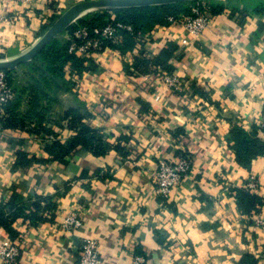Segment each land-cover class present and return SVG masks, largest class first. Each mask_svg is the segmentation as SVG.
Listing matches in <instances>:
<instances>
[{
  "label": "crops",
  "instance_id": "1",
  "mask_svg": "<svg viewBox=\"0 0 264 264\" xmlns=\"http://www.w3.org/2000/svg\"><path fill=\"white\" fill-rule=\"evenodd\" d=\"M76 1L0 0V53L28 51L44 24ZM233 1L223 2L199 35L180 23L143 34L151 57L177 45L170 62L183 80L179 93L158 75L133 74L141 46L124 39L88 59L87 70L38 56L11 70L14 112L24 125L5 127L7 112L0 118V204L15 194L42 197L44 219L16 218L15 238L0 223V244L21 242L24 264H78L84 238L98 241L102 264H137V257L145 264H252L247 254L264 264V228L254 223L255 216L264 219V154L249 159L236 149L264 117V13ZM68 29L45 49L71 41ZM72 109L93 115L92 126L111 145L106 155L80 147L67 164L52 159L47 146L79 132L67 116ZM119 142L124 152L117 151ZM182 150L192 167L165 203L153 173ZM20 152L34 159L28 169L17 165ZM252 178L263 205L246 216L234 191L247 189ZM76 210L83 226L71 235L61 222Z\"/></svg>",
  "mask_w": 264,
  "mask_h": 264
},
{
  "label": "trees",
  "instance_id": "2",
  "mask_svg": "<svg viewBox=\"0 0 264 264\" xmlns=\"http://www.w3.org/2000/svg\"><path fill=\"white\" fill-rule=\"evenodd\" d=\"M185 3L177 4H168V5H154V6H142V7H129V8H119L115 9L117 19L131 24L136 33L145 32L153 29L157 24H167L169 23L170 16H180L182 14L188 15L191 14V10H182V6ZM251 6V5H250ZM253 11L256 13H264V2L256 3L252 7ZM224 10L223 0H213L211 4V15L220 13ZM109 10H97L88 12L78 19L77 24H73L69 27V32H73L78 29L79 26H88L90 28L96 26H103L108 22L110 15L108 14ZM56 19L52 18L49 22L45 23L40 35H43L47 29L52 25L53 21ZM124 40L128 44H139L140 55L138 56L135 63V71L133 74L136 76L144 75H158V67L162 71L174 72L175 66L170 62V60L175 58V51L177 45L173 42L167 44V46L154 57L149 56L147 51L144 48V39L143 37H136L134 34L129 32H124ZM71 41L63 43H51L47 49L43 50L38 54L39 58L46 59V61L55 62L56 60H70L74 67L79 68L81 71L87 70L88 67L85 66V62L88 61L87 58H83L77 53H70ZM108 47H120L117 44L107 43ZM3 53H0V59H4ZM8 75L9 82L14 89V80L11 70H5ZM150 88V85L145 86ZM144 87V88H145ZM15 92V90H14ZM38 103L35 102L34 107H37ZM16 103L13 104L11 100L5 109V112L9 113L10 116L4 121L5 127L16 128L18 126H23L24 122L18 114L14 112ZM67 116H72V125L78 128V134L72 137L65 144L60 140L56 139L51 142L46 148V150L53 155V160H59L61 163L67 164L69 161L67 157L71 153L78 150V148H86L91 150L95 155H106L108 148L111 147L110 143L103 142L102 134L99 129L92 126L93 115L91 113L87 116H83L78 109L69 110ZM47 132L51 133V130L46 129ZM241 133L239 132V135ZM122 140L128 141V138L125 136L122 137ZM117 151L124 152V147L121 142L116 146ZM236 149L239 154L245 152L249 159L253 156L263 153L264 154V140L258 136V126L255 127L252 137L242 134L239 138V141L236 144ZM131 153L130 148L124 154L127 155ZM33 158H29L28 154L25 152H20L18 154V167L28 169L33 165ZM237 202L240 210L246 216H251L253 213H258L262 209L263 202L261 198L252 193L250 190L245 188L235 189ZM161 198V197H160ZM43 198L39 197L36 201L24 200L19 194H15L10 203H1L0 204V223L9 231L11 236L15 238V232L12 228L13 221L18 217H24L26 219L33 220L34 222L44 219L40 215L42 210L41 200ZM164 201L163 198H161ZM9 205V206H8ZM51 205H49L50 207ZM12 210V211H11ZM10 211V212H8ZM246 259H248L252 264H256L257 260L253 255L247 254ZM245 261H243L244 263Z\"/></svg>",
  "mask_w": 264,
  "mask_h": 264
},
{
  "label": "built area",
  "instance_id": "3",
  "mask_svg": "<svg viewBox=\"0 0 264 264\" xmlns=\"http://www.w3.org/2000/svg\"><path fill=\"white\" fill-rule=\"evenodd\" d=\"M26 1V0H20ZM52 1V0H51ZM61 13V12H60ZM108 22L103 26L88 27L79 26L71 35L70 53H77L83 58L90 59L96 53H101L108 48V42L112 44H120L124 39V32L135 35V38L143 36L141 32L135 31L131 24L122 22L117 19L115 14L110 12ZM211 4L209 0H199L192 8L191 14L180 16H170L169 23L183 24L191 33L195 35L201 34L210 22ZM159 78L166 83L174 92L183 90V80L174 72L162 71L158 67ZM147 79L148 75H144ZM15 92L9 82V78L5 70L0 71V118L4 116L7 104L13 100ZM258 136L264 140V117L258 124ZM192 167V156L188 150L180 151L175 161H161L153 173L156 185V193L164 199L165 203H169L173 191L178 187L182 180L188 175ZM224 191L229 192L227 182H223ZM259 187L258 182L252 178L247 186V190L256 191ZM51 218V214H46ZM256 226L264 228V219L261 216L254 217ZM83 226V218L80 210L73 211L66 215L62 222L61 228L71 235L77 232ZM24 245L19 241H10L0 244V263L1 264H24L22 262ZM80 252V260L78 264H102L100 257L99 243L94 238H84L78 248ZM146 260L142 257L136 258L137 264H145ZM27 264V263H25Z\"/></svg>",
  "mask_w": 264,
  "mask_h": 264
},
{
  "label": "water",
  "instance_id": "4",
  "mask_svg": "<svg viewBox=\"0 0 264 264\" xmlns=\"http://www.w3.org/2000/svg\"><path fill=\"white\" fill-rule=\"evenodd\" d=\"M199 0H83L73 4L61 14L39 40L26 52L14 57L0 59L1 70H14L18 66L33 60L58 35L67 30L78 18L88 12L102 9H119L154 5L186 3ZM80 242L77 244L79 248Z\"/></svg>",
  "mask_w": 264,
  "mask_h": 264
},
{
  "label": "rangeland",
  "instance_id": "5",
  "mask_svg": "<svg viewBox=\"0 0 264 264\" xmlns=\"http://www.w3.org/2000/svg\"><path fill=\"white\" fill-rule=\"evenodd\" d=\"M81 1H83V0H79V1H76V2H74L73 4H75V3H78V2H81ZM210 1V0H209ZM215 1H217V0H215ZM238 1V0H237ZM223 2H227L229 5H234L235 3V1H233V0H223ZM240 2H244V3H240ZM264 2V0H251V1H249V0H242V1H239L236 5H244V6H248V5H250V4H256V3H263ZM73 4H71V5H69V6H67L66 8H63L64 10L63 11H61V13H60V11L59 12H57V18L61 15V14H63L68 8H70ZM196 5V2L195 1H191V2H186L183 6H182V10H191L192 11V8L194 7ZM102 10H109V12H112V13H116L115 12V9H102ZM94 11H97V10H94ZM92 12V11H91ZM108 12V14L110 15V13ZM56 18V19H57ZM55 19V20H56ZM54 20V21H55ZM53 21V22H54ZM53 24V23H52ZM22 53H24V52H19V53H17V54H14V53H11V52H8V53H4V54H2V55H4V57L5 58H11V57H16L17 55H20V54H22ZM23 66H26V65H23ZM38 103V102H37Z\"/></svg>",
  "mask_w": 264,
  "mask_h": 264
}]
</instances>
